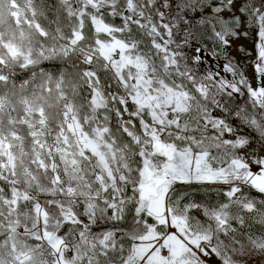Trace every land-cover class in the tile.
Returning a JSON list of instances; mask_svg holds the SVG:
<instances>
[{
    "label": "snow or ice",
    "instance_id": "6c2138e0",
    "mask_svg": "<svg viewBox=\"0 0 264 264\" xmlns=\"http://www.w3.org/2000/svg\"><path fill=\"white\" fill-rule=\"evenodd\" d=\"M0 264H264V0H0Z\"/></svg>",
    "mask_w": 264,
    "mask_h": 264
},
{
    "label": "rangeland",
    "instance_id": "374dc122",
    "mask_svg": "<svg viewBox=\"0 0 264 264\" xmlns=\"http://www.w3.org/2000/svg\"><path fill=\"white\" fill-rule=\"evenodd\" d=\"M240 43H243V44H245V46L250 47V42H248V41H241Z\"/></svg>",
    "mask_w": 264,
    "mask_h": 264
}]
</instances>
